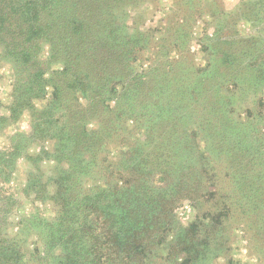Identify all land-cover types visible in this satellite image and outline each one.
<instances>
[{"label": "trees", "instance_id": "obj_1", "mask_svg": "<svg viewBox=\"0 0 264 264\" xmlns=\"http://www.w3.org/2000/svg\"><path fill=\"white\" fill-rule=\"evenodd\" d=\"M146 1L0 0V56L15 71L0 128L32 116L31 133L0 151V179L10 181L22 156L38 171L40 156L26 150L47 139L57 171L46 182L30 173L25 192L57 213L36 208L18 235L8 229L16 199L0 186V264H210L222 254V216L241 219L257 244L264 238V0L234 11L256 28L244 39L252 47L236 53L228 35L214 44L204 33L201 50L213 55L204 65L191 44L209 0H177L155 43L151 29L129 23ZM212 5L219 32L227 18ZM207 197L212 222L198 215L182 226L179 202ZM32 236L41 247L29 251ZM257 253L264 261V247Z\"/></svg>", "mask_w": 264, "mask_h": 264}, {"label": "rangeland", "instance_id": "obj_2", "mask_svg": "<svg viewBox=\"0 0 264 264\" xmlns=\"http://www.w3.org/2000/svg\"><path fill=\"white\" fill-rule=\"evenodd\" d=\"M177 0H148L144 3H141L139 8L131 13V18L129 23L132 27L141 28V29H151L153 33H155V42H157L160 38V31H162V27L166 25L167 18L173 13V9L176 6ZM241 0H209V3L204 6V10L206 11L203 16H198L195 23V39L191 44V51L199 64H205L212 58L211 53H204L201 50V46L199 42L204 41V37L202 36L204 33L207 34V37L212 39H207L208 43L221 42L220 35L223 33L230 37L231 46L234 48V51L241 50L242 47H252V43L244 40L250 38L252 35L256 34V28L254 25H251L249 22L244 20V18L240 19V14H236L234 12L237 9ZM218 4L220 6L218 11H221V14L225 16L226 22L222 27V31L216 30V22L219 19L212 12L214 11V7L212 5ZM211 4V5H209ZM230 12V16H227V13ZM232 13H235L233 15ZM220 17V16H219ZM161 29V30H160ZM218 34L216 35V33ZM229 42V43H230ZM222 43V42H221ZM243 43H247L246 45H242ZM226 47V46H224ZM255 44V49H256ZM232 48V49H233ZM254 48V45H253ZM240 52V51H239ZM153 53V52H151ZM148 53L145 57H149L150 61L154 58V56ZM238 55V54H237ZM172 56L176 57V54H172ZM239 56V55H238ZM43 58L47 57V51L42 54ZM241 61V59H240ZM141 63V62H139ZM150 62L144 61L142 63L145 67L149 65ZM218 68L220 70H218ZM140 69V68H139ZM238 70L242 69V66L237 67ZM215 71H227L223 73V76L228 74V71H232L231 69H224L221 66L217 67ZM14 68L11 63L6 61L4 58L0 56V112L3 115H9V107L13 101V92H14V84H15V73ZM50 87L47 88L46 94L40 100L36 101V106L38 108H43L47 106L49 103L50 96ZM250 93V92H249ZM259 97V96H258ZM253 96V93L250 94L248 100L253 104V107H258L257 98ZM245 101V100H244ZM247 102H245L246 104ZM235 109V107H232ZM234 120L240 119L239 116L233 113L231 116ZM32 116L30 112H25L18 120L12 122L4 128H0V151H7L11 149L12 140L17 133H27L30 134L32 131ZM95 124H91V127H94ZM262 132L264 135V126H262ZM263 138V137H262ZM55 142L52 139H47L44 141H37L33 143L26 150L27 155L39 157L40 156V172L39 169L36 171L34 164L31 161H28L25 157H20L16 164V169L12 172V176L10 181L5 182L0 179V186L7 191L9 194L13 195L16 199L15 207L12 210L13 213L10 216V225H9V233L11 235H18L21 223V217L27 215L28 213L33 212L36 208L40 209L42 214L47 218H51L55 216L57 213V207L53 202L45 201L42 202L39 199L37 200L34 197V194L28 195L25 192L26 185L30 178L31 172H36L42 175L43 180L46 182L51 180L56 175V162L53 159H48L47 153H52L54 150ZM42 151L46 153L42 155ZM114 155V151L111 152V155ZM209 160H213V162H208L207 166L211 167L215 164L213 158H208ZM199 167H203V162L198 159ZM218 170V169H217ZM217 170L215 172H217ZM198 172H200L198 168ZM214 172V174H215ZM201 176H203L201 174ZM52 184L50 183L49 189H52ZM209 185L208 182L204 184L203 190L206 191ZM214 200L206 198L203 203H198L196 200H184L179 202L178 207L176 208L177 218L182 226H188L192 222L196 221L198 215H203L206 221L204 223L207 225L208 222H212V219L208 216V211L211 209V205ZM218 204L214 205V208L218 206L221 208L220 201L217 199ZM207 215V216H206ZM216 215L215 217H217ZM202 218V217H201ZM223 223L221 226V232L219 236L223 241V246H217L219 253L221 256L212 257L210 264H264V261L258 258L257 250H260L261 247H264V229L263 227L258 228V232L262 234V240H259V244L254 240L252 236V230L248 229L247 226L238 219L237 216H228L219 217V221ZM259 221V219H258ZM27 249L32 251L36 247H41L36 238L32 236L28 241ZM262 261V262H261Z\"/></svg>", "mask_w": 264, "mask_h": 264}]
</instances>
